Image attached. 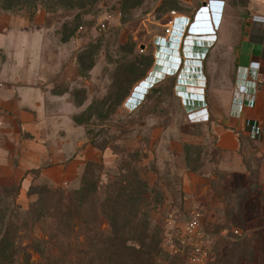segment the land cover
<instances>
[{
	"label": "rangeland",
	"instance_id": "obj_1",
	"mask_svg": "<svg viewBox=\"0 0 264 264\" xmlns=\"http://www.w3.org/2000/svg\"><path fill=\"white\" fill-rule=\"evenodd\" d=\"M108 15L100 30V21ZM2 17L16 27L27 23L42 30L43 46L33 73L43 83L52 113L45 122L46 135L51 144L59 139L60 162H81L73 181L59 187L31 184L37 195L26 199L18 196L17 182L0 177V241L18 246L13 264L21 263L27 252L31 260L38 259L31 234L39 230L26 228L31 221L24 224L25 212L39 197L47 199L33 218L44 203L56 206L60 191L67 198L77 194L81 219L91 221L103 210L119 211L120 223L129 221L124 234L128 245L146 226L158 232L161 242L168 234L174 238L197 210L209 251L206 264H264V199L258 190L264 152L256 154L259 145L242 139L250 155L244 159L245 170H232L227 153V165L219 167L223 154L215 146L216 121L209 114L207 120L194 117L207 107L203 90L198 87L189 99L177 89L190 60L183 52L186 37L192 31L215 34L205 57L194 62L199 71L210 57L223 56L216 55L218 48L237 46L238 38L240 46L256 27L264 34V0H0ZM184 18L189 24L181 37ZM256 19L261 25H255ZM171 24L168 36L165 30ZM157 36L168 37L175 48V36L182 39V67L131 104L132 87L155 62ZM0 45L12 49L19 43L0 35ZM162 49L169 50L166 45ZM5 59L0 51V66ZM93 184L96 191L83 194ZM47 190L59 194L49 201ZM120 190L122 205L103 200L104 191L112 199ZM234 228L243 237L236 236ZM155 261L190 264L162 246Z\"/></svg>",
	"mask_w": 264,
	"mask_h": 264
},
{
	"label": "crops",
	"instance_id": "obj_2",
	"mask_svg": "<svg viewBox=\"0 0 264 264\" xmlns=\"http://www.w3.org/2000/svg\"><path fill=\"white\" fill-rule=\"evenodd\" d=\"M254 22L256 26L261 25V20L256 19ZM182 23H186L185 18ZM181 28L182 26L179 30ZM256 30L253 37L243 38L240 46L241 39L238 38L237 46L218 48L216 55L223 56L210 57L205 68L199 67V71H195L194 62L205 57L215 41V34L210 31L203 34L192 31L186 37L183 49L186 58L190 60L181 71L177 84V89L189 99L193 97V92L198 91V87L200 91L203 90L206 111L210 119L216 121L215 146L223 154L218 166L225 168L227 162L224 154L227 153L232 156L229 167L239 172L245 170L244 159L250 156L242 145V139L252 140L259 145L256 154L264 152L263 84L256 89L254 105L244 107L240 115L236 114V86H244L240 81V76L246 73L244 68L249 66L247 71L251 74L259 73L264 76V34L260 27H256ZM0 35L14 37L19 43L12 49L0 45V51L6 54V59L0 66V177L17 182L18 196L26 199L31 184L46 183L57 187L73 181L81 162L77 158L60 162L59 139L56 138V143L51 144L53 139L46 135L45 122L52 113L49 112L43 83L33 73L43 46L42 30L39 26L31 27L27 23L16 27L11 24L9 17H2ZM156 41L154 64L146 76L132 87V91L134 87L137 90L133 93L136 96L142 95L144 91L148 92L149 86L163 77L178 75L182 67V57L178 51L182 39L175 36L176 48L175 44H169L168 37H157ZM162 45H166L169 50L162 49ZM137 100L130 98L131 104ZM244 118L258 120L261 127L260 138L252 139L248 136L243 126ZM251 152H256V149ZM259 180L264 194V177L260 176Z\"/></svg>",
	"mask_w": 264,
	"mask_h": 264
},
{
	"label": "trees",
	"instance_id": "obj_3",
	"mask_svg": "<svg viewBox=\"0 0 264 264\" xmlns=\"http://www.w3.org/2000/svg\"><path fill=\"white\" fill-rule=\"evenodd\" d=\"M31 189L32 186L28 189L29 198L37 195ZM258 190L264 199L261 186ZM56 191L47 190L49 201L59 194ZM95 191L96 185L93 184L83 194L91 195ZM121 195L120 190L111 199L107 191H104L103 200H113L114 204L122 205ZM46 199L39 197L25 212L27 221L24 224L31 221L26 224V228L32 230L35 226L39 230V233L31 234V245L38 254V259L31 260L27 252L21 263L15 260L14 264H156L162 242L153 227H144L140 231L141 236L128 245L124 234L130 229L129 221L126 219L125 223H120L123 215L119 211L103 210L91 221L81 219L77 210V194L67 198L60 191L56 206L44 203L43 210L33 218L41 201L43 203ZM17 247L11 240L0 241V264H13ZM234 256L235 254L232 258Z\"/></svg>",
	"mask_w": 264,
	"mask_h": 264
},
{
	"label": "built area",
	"instance_id": "obj_4",
	"mask_svg": "<svg viewBox=\"0 0 264 264\" xmlns=\"http://www.w3.org/2000/svg\"><path fill=\"white\" fill-rule=\"evenodd\" d=\"M110 15L106 16L99 23V29L104 30L106 23ZM189 24V20H186V23L183 26L184 33L186 27ZM81 28V26H80ZM172 31V27H167L165 32L169 36ZM181 33V34H182ZM161 37V36H157ZM145 46V45H144ZM143 46V47H144ZM143 50V49H141ZM246 67V73L240 76L242 82L251 84V89L248 94H244L245 89L242 86L239 88L236 86V97L238 100V110L236 111L237 115H240L244 107H252L254 105V96L257 87L260 84L264 85V76L262 74H251ZM194 117H199V119H208V113L206 108L201 109L196 113ZM204 120V121H205ZM243 126L247 131V134L252 139H258L261 136V127L256 119L244 118ZM233 233L238 237H243V233L239 229H232ZM205 230L203 228L201 213L197 210L192 211L191 216L187 222L181 227L179 231L174 235L168 234L163 238L162 247L170 253L179 254L186 258L190 264H206L209 251L207 247V241L205 239Z\"/></svg>",
	"mask_w": 264,
	"mask_h": 264
},
{
	"label": "water",
	"instance_id": "obj_5",
	"mask_svg": "<svg viewBox=\"0 0 264 264\" xmlns=\"http://www.w3.org/2000/svg\"><path fill=\"white\" fill-rule=\"evenodd\" d=\"M190 35H191V34H190ZM154 83H156V82H154ZM134 90L137 91V90L135 89V87H134V88H133V91L131 92V95H130L129 98H134V99L137 98L138 100L141 101V100H142V97L145 96L146 92L144 91V93H143L142 95L139 94V95L136 96V95L133 94V93H134ZM138 100H137V101H138ZM137 101H136V102H137ZM140 101H139V102H140Z\"/></svg>",
	"mask_w": 264,
	"mask_h": 264
},
{
	"label": "clouds",
	"instance_id": "obj_6",
	"mask_svg": "<svg viewBox=\"0 0 264 264\" xmlns=\"http://www.w3.org/2000/svg\"><path fill=\"white\" fill-rule=\"evenodd\" d=\"M242 82V81H241ZM244 83V86H243V89H245V91H244V94L246 95V94H248V92L250 91V89H251V87H250V84L249 83H246V82H243ZM243 85V84H242ZM149 88H150V86H149ZM144 98V97H143ZM143 98H142V100H143Z\"/></svg>",
	"mask_w": 264,
	"mask_h": 264
}]
</instances>
